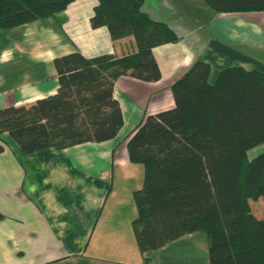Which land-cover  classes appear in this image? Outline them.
Instances as JSON below:
<instances>
[{"label":"trees","instance_id":"trees-1","mask_svg":"<svg viewBox=\"0 0 264 264\" xmlns=\"http://www.w3.org/2000/svg\"><path fill=\"white\" fill-rule=\"evenodd\" d=\"M76 0H0V33L53 18ZM216 14L263 13L264 0H201ZM144 0H98L89 20L112 40L134 39L136 51L55 58L59 89L31 105L0 110V154L8 135L26 154L115 140L124 124L115 83L123 76L159 82L156 47L181 38L154 21ZM211 65L196 61L171 87L174 107L148 115L127 139L132 163L144 169L133 193L132 222L142 254L188 234L208 239L209 264H264V72L231 66L211 81ZM3 215L0 213V221Z\"/></svg>","mask_w":264,"mask_h":264},{"label":"crops","instance_id":"crops-1","mask_svg":"<svg viewBox=\"0 0 264 264\" xmlns=\"http://www.w3.org/2000/svg\"><path fill=\"white\" fill-rule=\"evenodd\" d=\"M186 2L144 0L143 11L173 30L174 21L181 39L153 50L159 82L130 75L116 81L113 93L124 124L115 140L26 154L8 135L2 137L7 147L0 154V264H209L208 239L201 232L158 251H139L131 224L137 214L133 193L141 187L139 180L143 183L144 169L130 161L127 139L146 116L174 107L170 89L196 61L211 65V81L231 66L264 72V14L210 10L214 15L203 16L198 25L182 12ZM97 4L76 0L49 18L52 24L41 20L0 33V110L56 94L55 58L136 51L132 37L114 41L106 27L92 28ZM244 24L248 33L233 37L229 26ZM262 152L264 146L250 156Z\"/></svg>","mask_w":264,"mask_h":264},{"label":"rangeland","instance_id":"rangeland-1","mask_svg":"<svg viewBox=\"0 0 264 264\" xmlns=\"http://www.w3.org/2000/svg\"><path fill=\"white\" fill-rule=\"evenodd\" d=\"M184 6L185 7H182L181 6V10H182V12L183 13H185L188 17H190L191 19H193V21H196V22H199V24L198 25H201V19L200 18H202L203 16L205 17H211L212 15H214V13L213 12H211L208 8H206L205 6H204V4H202V2H201V0H188V2H186L185 4H184ZM212 14V15H211ZM251 14V13H250ZM211 15V16H210ZM50 20H52V19H50ZM49 19H44V20H42L41 22H40V24H52V23H50L49 21H50ZM171 23V25H172V27L174 28V30H179L180 31V29H179V27H178V25L177 24H175V22L173 21H171L170 22ZM203 25V24H202ZM204 25H207V24H204ZM203 25V26H204ZM247 26H249V25H247V24H244V25H242V28H240V29H236V27H235V25H233V26H229L230 27V29H231V31H234L233 32V34H232V36L233 37H236V34H237V36L239 37V38H241L242 36H245L248 32H247V29L245 30L244 28H247ZM171 27V26H170ZM244 27V28H243ZM250 27L251 28H256V27H254V26H251L250 25ZM172 29V28H171ZM173 30V29H172ZM245 47V46H244ZM242 48H243V46H242ZM241 48V49H242ZM246 49H244L243 48V51H245ZM138 166H141L140 164H137ZM139 185L138 186H141L142 187V179L141 180H139ZM137 186V185H136ZM120 187H123V185L122 186H120ZM127 187H128V185H127ZM140 188V187H139ZM135 192V191H134ZM251 203V208L253 209V213L259 218V219H261V218H263L264 217V201L262 200V199H260L259 201H251L250 202Z\"/></svg>","mask_w":264,"mask_h":264}]
</instances>
